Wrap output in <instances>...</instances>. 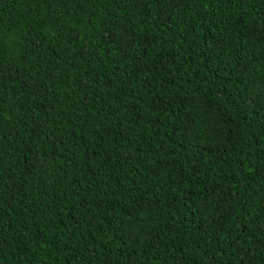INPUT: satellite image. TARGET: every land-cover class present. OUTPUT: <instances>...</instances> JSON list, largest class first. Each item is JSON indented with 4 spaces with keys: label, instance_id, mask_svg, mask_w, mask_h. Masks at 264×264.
Returning a JSON list of instances; mask_svg holds the SVG:
<instances>
[{
    "label": "trees",
    "instance_id": "obj_1",
    "mask_svg": "<svg viewBox=\"0 0 264 264\" xmlns=\"http://www.w3.org/2000/svg\"><path fill=\"white\" fill-rule=\"evenodd\" d=\"M0 264H264V0H0Z\"/></svg>",
    "mask_w": 264,
    "mask_h": 264
}]
</instances>
